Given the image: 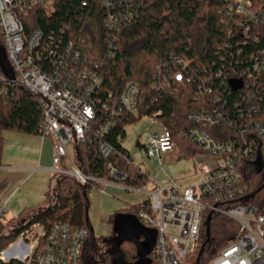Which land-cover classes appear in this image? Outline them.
Returning <instances> with one entry per match:
<instances>
[{
    "label": "built area",
    "instance_id": "obj_1",
    "mask_svg": "<svg viewBox=\"0 0 264 264\" xmlns=\"http://www.w3.org/2000/svg\"><path fill=\"white\" fill-rule=\"evenodd\" d=\"M99 1L108 10L106 23L110 30L124 28L136 14L133 0ZM257 1L261 3L258 10L254 7L258 4L253 0H226L225 11L228 15L247 16L243 22L247 23L245 31H250L248 20L260 19L264 9V0ZM40 2L51 6L54 0H0L2 46L15 73V79H9L0 68V87L7 81H16L39 95L44 111L39 122L40 134L55 139L53 163L56 167L69 158V145L87 140L93 122L101 113L105 119L95 128L96 137L101 138L98 151L109 157L115 150L102 136L115 124L113 119L117 114L139 112L144 99L141 86L128 81L117 102L111 101L113 94L108 101L100 99L97 94L104 80L93 54V43L80 36L60 47L54 40L45 42L40 28L25 36L19 11ZM107 42L110 45L107 54L113 57L116 44L111 37ZM44 58L51 62L48 70L41 67ZM250 60L251 63L241 70L232 71V75L230 72L222 75L220 70L217 76L204 78L199 87L203 85L208 94H213V105L191 113L188 118L196 126L181 132L184 138L191 139L203 150V159L199 162L203 182L186 187L176 183L172 186L155 184L149 190L148 207L141 208L136 214L145 227L156 231L157 264H200L207 211H210V217L220 213L238 223L234 236L216 251L210 264H264V211L259 213L254 205L242 202L248 192L247 184L243 183L246 171L264 168V114L257 112L254 117L253 107L232 114L225 99L226 91H242L256 84L264 72V49L252 55ZM177 63L180 68L162 78L168 87L193 81V76L186 74L188 63ZM216 78L219 87L214 89ZM231 79H242V88L232 89ZM159 114L160 111L150 117L158 121ZM229 125H234L235 132L228 134V139L218 138L216 134L221 127ZM138 141L162 168L164 156L177 146L173 127L167 125L159 133L147 132ZM76 159L70 163L71 170L57 168V173L70 174L83 183L104 181L85 174ZM109 168L112 180L123 182L126 179L125 171L111 163ZM6 214L7 200H0V219ZM13 226L10 234L17 231V235L0 249V264H83L82 249L90 237L86 227H74L66 220H57L49 226L41 221L28 223V220H21Z\"/></svg>",
    "mask_w": 264,
    "mask_h": 264
},
{
    "label": "trees",
    "instance_id": "obj_2",
    "mask_svg": "<svg viewBox=\"0 0 264 264\" xmlns=\"http://www.w3.org/2000/svg\"><path fill=\"white\" fill-rule=\"evenodd\" d=\"M86 1V4H84ZM256 10L261 3L257 0ZM136 14L133 20L122 29H108L106 17L108 10L99 0H54L51 6L43 3L27 6L19 11L25 27V36L40 28L43 40H54L60 47L82 36L93 43L94 55L98 60L104 83L97 94L103 101L117 102L128 83L140 84L144 95L143 103L137 114L121 112L113 119L115 122L102 136L109 142L114 152L102 156L98 151L99 139L95 128L105 119L99 114L87 134V140L75 145L76 164L88 176L99 179L113 178L109 164L127 173L123 180L127 186L140 187L149 182L150 177L135 164L130 150L123 139L126 127L137 122L144 115L153 116L160 111L158 117L173 120V131L177 144L185 156H196L202 153L191 139L184 138L182 131L195 127L189 115L203 107H211L213 94H208L201 85L206 76L222 75L241 70L249 62L251 56L264 49V9L260 19H249L250 31H245L248 18L242 14L228 15L225 11L226 0H133ZM262 11V10H261ZM257 13V12H256ZM259 36V39H256ZM111 37L116 44L113 57L107 54ZM0 46L2 32L0 29ZM56 48V46H54ZM97 53V54H96ZM188 63L187 75L193 76L192 82L179 83L168 87L162 78L169 76L180 68V64ZM51 62L42 59L41 67L50 69ZM217 76V75H216ZM216 78L214 89L219 87ZM0 87V163L3 159L4 132L6 130L25 133H40L39 122L44 111L38 94L16 81H7ZM158 85V86H157ZM202 89V90H201ZM216 91V90H215ZM228 109L238 114L242 109L254 108L253 116L258 112L264 114V72L258 81L242 91L229 89L225 93ZM242 119H240L241 122ZM223 126V125H221ZM234 125H229L217 132V137L228 139V134L235 132ZM138 144L139 141H137ZM50 186L46 198L33 206L24 207L15 221L28 220V223L41 221L46 225L57 220H66L74 227L83 226L89 230L88 245L92 249L98 247V237L89 220V190L99 183L94 180L83 183L67 173H55L50 178ZM243 183L248 192L242 198L243 203L254 205L257 212L264 211V168L246 171ZM55 184V186H54ZM148 200L131 204L129 208L120 209L111 214L110 221L114 225L115 216L120 212L137 214L141 208L148 207ZM210 211L205 213L200 264H210V259L221 247L229 242L237 231L238 223L229 220L222 214L211 215L208 228L207 219ZM17 235V231L0 238V249L4 248ZM141 240H144L142 237ZM130 245L131 251L125 248ZM120 255L126 264H134L139 259L138 249L133 242L125 241L120 246ZM113 252L107 250L96 261L97 264H112ZM199 257V252L196 258ZM152 264H157L155 248L148 256Z\"/></svg>",
    "mask_w": 264,
    "mask_h": 264
},
{
    "label": "rangeland",
    "instance_id": "obj_3",
    "mask_svg": "<svg viewBox=\"0 0 264 264\" xmlns=\"http://www.w3.org/2000/svg\"><path fill=\"white\" fill-rule=\"evenodd\" d=\"M173 127V120L162 118L158 121L152 120L149 115H144L137 122L130 123L126 127V135L123 139L125 147L130 150L135 164L141 167L142 171L147 173L150 177L149 182L144 185V191L151 190L155 184H162L164 186H172L178 184L182 187L189 185H198L203 182L204 175L199 167L200 160L203 156L198 154L197 156L188 155L185 156L183 152L178 159H166L164 158L163 168L157 160L148 156L146 149L137 141H140L145 137L147 132L159 133L164 130L165 126ZM5 135L8 131L4 132ZM70 148V149H69ZM70 152V157L75 160L77 152L75 146L69 145L67 147ZM62 165L66 166L65 163ZM71 170V167H68ZM55 186V184H54ZM102 187L93 186L89 190V220L94 227V234L98 237V247L92 249L88 243L83 246V264H97L96 260L100 255V252L113 250V243L105 241L107 237L113 233V224L109 220L111 214L116 213L120 209L129 208V205L134 202L143 201L147 199L145 192L139 191L136 187L122 186L117 184L103 183ZM142 187V186H140ZM102 188H105L102 190ZM22 207L16 206L13 202L8 205L7 214L0 219V236L10 233L14 229L15 215L21 213ZM125 248L129 251L132 250L130 245H125ZM215 254L212 255V257ZM112 264L114 261L118 262L121 255L113 253Z\"/></svg>",
    "mask_w": 264,
    "mask_h": 264
},
{
    "label": "crops",
    "instance_id": "obj_4",
    "mask_svg": "<svg viewBox=\"0 0 264 264\" xmlns=\"http://www.w3.org/2000/svg\"><path fill=\"white\" fill-rule=\"evenodd\" d=\"M6 131H8V134H4V156L0 163V200H7V210L11 202L19 208L33 206L46 198L45 194L51 183L50 178L57 173V168L59 170L68 169V167H71L70 163L75 162V160L71 159L68 151L69 158L63 160L56 167L53 163L55 154V139L53 137L49 135L44 137L40 133L29 134L18 130ZM181 152L182 149L177 144L174 151L166 154L164 158L168 160L178 159L182 154ZM63 163L66 166L62 165ZM103 183L127 187L125 183L119 180L108 179H104L97 187H102ZM144 187H136L137 190L146 193L147 199L143 201L148 200L149 197V190L144 191ZM104 189L102 188V190ZM143 201L134 202V204Z\"/></svg>",
    "mask_w": 264,
    "mask_h": 264
},
{
    "label": "water",
    "instance_id": "obj_5",
    "mask_svg": "<svg viewBox=\"0 0 264 264\" xmlns=\"http://www.w3.org/2000/svg\"><path fill=\"white\" fill-rule=\"evenodd\" d=\"M0 68L6 74L9 79H15L14 70L9 64L8 58L5 54L3 47L0 46ZM231 88L238 90L242 88L243 81L237 79L230 80ZM210 215L207 219V225L209 228L211 222ZM113 225V234L112 238L108 239L113 243V253L117 254L120 252V246L125 241L133 242L137 249L139 259L134 264H152L148 256L153 250V247L156 243V231L153 228L145 227L141 221L138 219L136 214L120 212L115 216ZM94 231V229H92ZM144 240H141V238ZM114 264H126L123 257L121 256L119 261H114Z\"/></svg>",
    "mask_w": 264,
    "mask_h": 264
},
{
    "label": "flooded vegetation",
    "instance_id": "obj_6",
    "mask_svg": "<svg viewBox=\"0 0 264 264\" xmlns=\"http://www.w3.org/2000/svg\"><path fill=\"white\" fill-rule=\"evenodd\" d=\"M115 235H117V234H113V233H111L110 236L107 237V238L105 239L106 243H107V242L112 243V242H111L110 240H108V239L112 238V236H115ZM109 251H111V250H109ZM105 252H107V251H102V252H100V255H99V257L97 258V260H98V259L101 257V255H102L103 253H105ZM97 260H96V261H97Z\"/></svg>",
    "mask_w": 264,
    "mask_h": 264
}]
</instances>
